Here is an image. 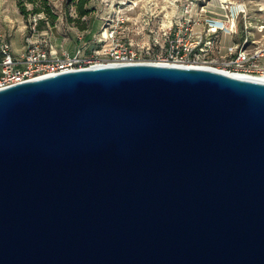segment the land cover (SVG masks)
Returning a JSON list of instances; mask_svg holds the SVG:
<instances>
[{
    "label": "water",
    "instance_id": "95a60500",
    "mask_svg": "<svg viewBox=\"0 0 264 264\" xmlns=\"http://www.w3.org/2000/svg\"><path fill=\"white\" fill-rule=\"evenodd\" d=\"M0 264H264V82L137 63L0 89Z\"/></svg>",
    "mask_w": 264,
    "mask_h": 264
},
{
    "label": "rangeland",
    "instance_id": "374dc122",
    "mask_svg": "<svg viewBox=\"0 0 264 264\" xmlns=\"http://www.w3.org/2000/svg\"><path fill=\"white\" fill-rule=\"evenodd\" d=\"M229 9H220L218 0H86L79 8V0H48L51 14L48 21L39 22L40 32H47L48 40L55 47L56 56L79 53L85 60L99 61L104 43L101 33L104 19L112 14L113 5L123 8L128 20L122 32V40L145 61L156 60L165 54L163 33L170 23L178 19L193 22V31L206 36L207 20L223 21L225 28L207 38L213 44L229 46L242 43L246 47L264 46V0H229ZM27 10L33 5L25 3ZM208 5V6H207ZM232 6L237 11L234 26L230 23ZM210 9V10H209ZM31 13L22 15L15 0H0V33L9 40L13 53L24 49ZM156 41H158L156 43ZM98 51L100 54H95ZM213 50L200 66L217 67L220 64Z\"/></svg>",
    "mask_w": 264,
    "mask_h": 264
},
{
    "label": "built area",
    "instance_id": "2783aa9c",
    "mask_svg": "<svg viewBox=\"0 0 264 264\" xmlns=\"http://www.w3.org/2000/svg\"><path fill=\"white\" fill-rule=\"evenodd\" d=\"M221 7L222 3L220 9ZM123 10L121 6L113 5L112 14L104 19L100 39L104 43L100 52L104 57L99 61L85 60L79 53L56 56L55 47L49 42L47 32H40L38 28L39 22L44 19L42 14L30 15L24 49L19 54L13 53L9 40L0 33V89L96 64L108 66L162 62L179 67L200 66L213 50H216L215 53L221 60L219 66L210 67L213 70L228 75L264 77V46L246 47L247 38L241 44H213V40L207 38V35L221 32L224 28H216L214 23L217 20L212 18L207 20L205 37L193 31V22L189 19H178L170 23L163 33L165 54L156 60L145 61L138 56L136 49L122 40L121 35L128 20ZM237 13L234 11L232 16L231 12L230 17L234 19ZM94 53L100 54L98 51Z\"/></svg>",
    "mask_w": 264,
    "mask_h": 264
},
{
    "label": "trees",
    "instance_id": "16d2710c",
    "mask_svg": "<svg viewBox=\"0 0 264 264\" xmlns=\"http://www.w3.org/2000/svg\"><path fill=\"white\" fill-rule=\"evenodd\" d=\"M86 0H79L78 6L82 8ZM16 6L19 12L26 16L28 13L32 14H44L47 17L54 19L55 17L50 12V7L48 6V0H15ZM25 3H30L33 5V8L29 11L26 8ZM30 17V16H29ZM44 17L43 21L47 22L48 20Z\"/></svg>",
    "mask_w": 264,
    "mask_h": 264
},
{
    "label": "bare ground",
    "instance_id": "6f19581e",
    "mask_svg": "<svg viewBox=\"0 0 264 264\" xmlns=\"http://www.w3.org/2000/svg\"><path fill=\"white\" fill-rule=\"evenodd\" d=\"M220 2V4L222 3V10L224 9H229L228 5L231 4V3H227L225 2L224 0H218ZM231 12H232V16L234 14V9H232V7L230 8ZM230 23L233 25L234 24V19H230ZM214 26L216 28H225V23L223 21H216V23H214ZM153 64V62H152ZM154 64H159V65H168V64H163L162 62H154ZM101 66H105L103 64H96L94 66H92V68L94 67H101ZM108 66H115V65H108ZM168 66H174V65H168ZM179 67V66H178ZM192 67H198V68H205V69H212L213 68H210L208 66H192ZM90 68V67H89ZM233 76H236V77H240V78H245V79H251V80H255V81H259V82H264V77H251V76H244V75H233Z\"/></svg>",
    "mask_w": 264,
    "mask_h": 264
},
{
    "label": "crops",
    "instance_id": "0c3cea01",
    "mask_svg": "<svg viewBox=\"0 0 264 264\" xmlns=\"http://www.w3.org/2000/svg\"><path fill=\"white\" fill-rule=\"evenodd\" d=\"M224 1L227 2V3H233V2H231V1H229V0H224ZM235 7H236V6H232V9L235 10Z\"/></svg>",
    "mask_w": 264,
    "mask_h": 264
}]
</instances>
